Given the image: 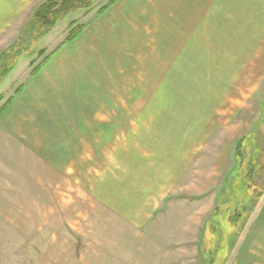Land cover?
<instances>
[{"label": "rangeland", "instance_id": "obj_1", "mask_svg": "<svg viewBox=\"0 0 264 264\" xmlns=\"http://www.w3.org/2000/svg\"><path fill=\"white\" fill-rule=\"evenodd\" d=\"M108 1L26 44L38 6L0 31L1 111L75 40L71 59L53 61L66 73L57 95L36 106L53 134L29 146L44 164L31 166L28 217L46 228L27 239L0 229V264H264V16L233 23L205 7L180 21L163 5L178 0L113 13L115 0L98 13ZM122 11L126 21L105 27V13Z\"/></svg>", "mask_w": 264, "mask_h": 264}, {"label": "crops", "instance_id": "obj_2", "mask_svg": "<svg viewBox=\"0 0 264 264\" xmlns=\"http://www.w3.org/2000/svg\"><path fill=\"white\" fill-rule=\"evenodd\" d=\"M44 1L46 0H0V31H4L8 23L26 21L27 15ZM133 1L136 4L139 2L138 0H117L111 10L114 9L113 13H115L123 6L125 8L130 6ZM163 5L166 7L178 6L180 21H182V14L185 12L187 15V11L193 12V15H190L191 20L198 21V16L200 12L203 13L205 7L206 9L212 7V16L215 13L220 15V13L226 12L227 20L233 23H250L256 20L254 19L255 16H264V0H178L175 2L164 1ZM113 13H105L107 17H110V21L104 23L105 27H110L119 21H126L127 14H124V11L119 14ZM230 15L232 16L230 17ZM260 19L262 18L258 20ZM128 20L133 21L130 18ZM74 42L75 40L60 47L38 72L28 77L22 87L17 89L13 98L4 106L5 108L0 110V229L21 231L26 239L28 235L23 232L24 230L38 229L43 231L46 228L42 219H29L27 211L29 196L38 194V192L34 194L33 192L36 190L31 189L33 187L31 184L33 182L31 166L38 167L44 164L41 159L29 156V146L33 147L34 142L44 141L43 136L46 129L48 130H46L47 133L53 134L48 129L49 124H45L44 113L36 109V106L39 105L38 100L45 97L54 99L57 95V81L66 73L53 74V69H62L61 67L56 68L53 61L63 52L68 54L71 59L69 50L71 46H74ZM68 67L65 72L69 70ZM41 120L42 123L39 122ZM52 134L46 137L49 142L48 147H50L49 154H55L56 148H58V142H55ZM42 148L43 145L41 144L40 149L42 150ZM34 186L39 189L38 185ZM41 195L43 196L42 192ZM51 212L54 213L52 210ZM41 220V224L37 225V221L40 222ZM41 237H43L42 234ZM38 238H40L38 233L31 235V246L36 247ZM3 243L0 242V245ZM27 244L26 241V248Z\"/></svg>", "mask_w": 264, "mask_h": 264}, {"label": "trees", "instance_id": "obj_3", "mask_svg": "<svg viewBox=\"0 0 264 264\" xmlns=\"http://www.w3.org/2000/svg\"><path fill=\"white\" fill-rule=\"evenodd\" d=\"M96 0H46L40 4L34 11L32 19L26 24L23 34L21 35L20 43L26 44L25 40L33 39L35 35L43 34L44 31L50 30L58 21L64 19L69 13L83 9L89 12L93 9ZM115 0H109L102 8L98 10V13L105 11ZM85 24L74 26L68 35L66 41H71L76 38L84 29ZM40 34V35H41ZM22 45V44H21ZM31 45H27L26 48H20L17 55L28 51ZM16 62L12 64V67ZM41 65L36 67L33 73L38 72ZM5 75V74H4ZM3 75V77H4ZM8 104V103H7ZM6 105V104H5ZM4 105V106H5ZM3 106V109L5 108Z\"/></svg>", "mask_w": 264, "mask_h": 264}]
</instances>
